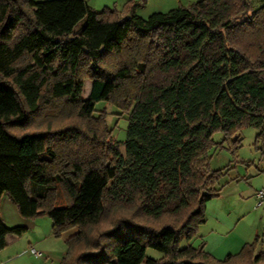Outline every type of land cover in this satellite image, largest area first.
Listing matches in <instances>:
<instances>
[{
  "label": "trees",
  "instance_id": "1",
  "mask_svg": "<svg viewBox=\"0 0 264 264\" xmlns=\"http://www.w3.org/2000/svg\"><path fill=\"white\" fill-rule=\"evenodd\" d=\"M143 3L0 0V202L48 217L53 237L75 228L73 264H264L258 237L223 260L203 243L179 248L225 175L210 167L213 134L230 150L245 127L264 140V0H200L146 19ZM53 102L85 126L34 125ZM100 102L127 115L123 142L93 131ZM25 232L0 214V250Z\"/></svg>",
  "mask_w": 264,
  "mask_h": 264
},
{
  "label": "rangeland",
  "instance_id": "2",
  "mask_svg": "<svg viewBox=\"0 0 264 264\" xmlns=\"http://www.w3.org/2000/svg\"><path fill=\"white\" fill-rule=\"evenodd\" d=\"M86 1L91 8L100 11L104 7L112 8L113 6L121 10L123 4L130 0ZM197 1L200 0H144V3L135 9V14L146 19L153 13H166L179 7H188ZM261 4L262 0H253L254 8ZM80 27L78 26L76 31H79ZM90 86V80L85 79L81 94L83 100L87 99ZM63 105V102L47 104L36 115V121L33 124L38 122L45 123V125L50 124L52 130L68 125L83 128L85 124L74 116L73 110H67ZM95 110L92 128H94L96 136L104 142H123L128 123L125 112L105 102L98 103ZM238 134L241 138L240 146L233 150L228 149L221 132L213 134L212 139L216 146L210 152V167L214 170L222 169L225 172V175L215 185L218 196L211 199L214 200L215 211L210 214L204 210L203 229H205L204 231L202 229L200 234L197 233V235H203V242H200L197 237L189 242L182 239L179 243L180 249L187 245L198 247L203 243L206 252L213 253L211 255L217 260H223L229 255L228 253H233L231 255L238 253L244 245V241L247 240L251 243L258 237L257 250H264V206L256 207L255 198L252 197L256 190L264 188V140L258 139L256 137L258 132L249 127L242 128ZM120 151L123 153L122 147ZM12 205L16 216L23 223L17 226L28 227V230L22 235L17 245L0 250V264H2L1 261H4L3 264H62L64 260L66 264H73L72 255H67L66 240L77 231L75 228L63 232L59 237H53L51 235V220L48 217L38 216L31 220L24 219L17 212L15 205L13 203ZM122 210H127V207L122 206L119 211ZM103 221L102 227L91 229L93 233L108 227L111 223L110 216L108 215ZM137 222L142 223L143 220H137ZM30 224H35V229ZM38 238L45 241L37 247L33 239ZM28 243L31 246L28 247ZM29 248H34L42 253L43 257L36 259L28 253L18 259H11L16 253ZM146 257L159 259L161 254L155 250L147 249Z\"/></svg>",
  "mask_w": 264,
  "mask_h": 264
},
{
  "label": "crops",
  "instance_id": "3",
  "mask_svg": "<svg viewBox=\"0 0 264 264\" xmlns=\"http://www.w3.org/2000/svg\"><path fill=\"white\" fill-rule=\"evenodd\" d=\"M86 1V0H85ZM131 1V0H130ZM128 2V1H127ZM86 3H87V1H86ZM125 4V3H124ZM123 4V5H124ZM113 7H115V8H117L116 6H113ZM123 7V6H122ZM93 8V7H92ZM105 8V7H104ZM107 8H109V7H107ZM257 191V190H256ZM255 191V192H256ZM255 192L252 194V197H254V194H255ZM213 201L214 200H209L206 204H205V208H204V210L206 211V213H213L214 211H215V208H214V204H213ZM262 206H264V205H262ZM261 206V207H262ZM0 214H1V216H2V218H3V220L5 221V223H6V225H8V226H10V227H13V226H17L18 224H23V223H21V220L18 218V216H16V213H15V211H14V206L12 205V202L7 198V197H3L2 199H1V202H0ZM28 220H31V219H28ZM204 222H205V219H204ZM203 222V223H204ZM202 223V225H200L199 227H198V233L200 234L201 233V231H202V229H203V227H204V224ZM31 225V227H33L34 229H35V224H30ZM25 228V227H24ZM205 229V228H204ZM204 229H203V231H204ZM28 230V227L26 228V231ZM197 235V238H198V240H200V242H203L202 241V236L201 235ZM22 238V236L21 237H16V236H14V235H12V234H7L6 235V237H5V242H6V246H5V248H7V247H10V246H15V245H17V243H18V241H20V239ZM47 238V237H46ZM45 240H43L42 238H38V239H33V242H34V244H35V246H41L42 245V243L44 242ZM247 243H249V241H244V244H247ZM239 244V243H238ZM204 245V244H203ZM241 245V244H240ZM29 246H31L30 245V243H28V247ZM205 246V245H204ZM242 246V245H241ZM21 248V247H20ZM257 251H260V250H257ZM210 252V251H209ZM228 252H232V251H228ZM24 254H28V250L26 249V250H24V251H22V252H19V253H16L15 254V256L14 257H12L11 259L12 260H14V259H18V258H20L22 255H24ZM211 254H213V253H211ZM228 254H233V253H228ZM9 260V259H8ZM1 263L3 264L4 263V261H1Z\"/></svg>",
  "mask_w": 264,
  "mask_h": 264
},
{
  "label": "built area",
  "instance_id": "4",
  "mask_svg": "<svg viewBox=\"0 0 264 264\" xmlns=\"http://www.w3.org/2000/svg\"><path fill=\"white\" fill-rule=\"evenodd\" d=\"M254 198H255L256 207L264 205V188L257 190L254 194ZM28 253L29 255L33 256L36 259H40L43 257V254L36 251L34 248H29Z\"/></svg>",
  "mask_w": 264,
  "mask_h": 264
}]
</instances>
